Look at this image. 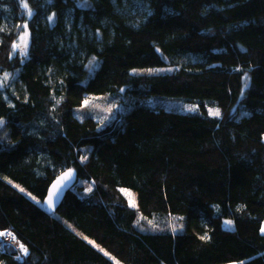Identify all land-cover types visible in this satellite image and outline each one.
<instances>
[{
	"label": "trees",
	"instance_id": "1",
	"mask_svg": "<svg viewBox=\"0 0 264 264\" xmlns=\"http://www.w3.org/2000/svg\"><path fill=\"white\" fill-rule=\"evenodd\" d=\"M90 1L27 0L28 18L0 0V78L12 76L0 85L12 141L0 142V231L29 250L2 246L0 264H264V0ZM161 66L174 70L133 74ZM120 91L198 112L141 105L102 128L74 116L88 95ZM69 168L78 182L48 214ZM140 215L162 230L140 231ZM178 217L182 231L164 228Z\"/></svg>",
	"mask_w": 264,
	"mask_h": 264
},
{
	"label": "rangeland",
	"instance_id": "2",
	"mask_svg": "<svg viewBox=\"0 0 264 264\" xmlns=\"http://www.w3.org/2000/svg\"><path fill=\"white\" fill-rule=\"evenodd\" d=\"M18 2V4L20 5L21 9L25 12L26 16L28 18H30V16H32L33 11L30 8V6L28 5L27 0H16ZM27 4V8L24 7V4ZM79 5L81 6H88L89 4L92 5L90 0H78ZM6 7V6H5ZM6 9V8H5ZM29 11L31 12V15H29ZM51 18V19H50ZM50 20H52L54 18L53 15L50 16ZM22 34L20 36V38L18 39V41L15 43V45H18L19 47H17L14 51L15 54H17L18 56H22L27 57L28 54V49L30 46V32H28L27 27L23 26L22 27ZM25 33H27V36L25 37ZM25 41H26V48H25ZM98 65H100V61L98 58L94 59L91 58L89 60V64L87 67V76L86 79L84 81V83H86L93 75H95L97 68L99 67ZM173 67L171 66H161V68H150V69H134L133 70V74L135 75H150V74H165V73H171L173 71ZM12 76L9 75H5V77H1L0 78V85H4V83H7L10 81ZM88 101L87 104H85V101ZM141 105H147L150 107H154L156 109H163L165 108L166 110L169 111H175V112H179V113H191V114H195L196 112H198V107L197 105H192L190 103H187L186 101H182L176 98L173 99H169L166 97H151V98H144V97H135V96H128L125 93H123V91H120L119 94L117 95H113V94H108V95H88L87 98L83 101V103L81 104V106L77 107V109L74 112V116L77 118H86L88 116H92L94 117L97 122H98V128H102L105 127L106 124H109L110 122L114 121L117 118H120L121 116H125L128 112H130V110H132L135 107L141 106ZM191 109V110H190ZM219 109L218 107H210L209 110L211 111H215ZM220 115H221V111L219 110ZM246 115L245 113H239L238 117H242ZM214 116V115H212ZM217 117V116H214ZM0 142L1 143H12V141L9 138L8 135V130L6 128V124L7 121L2 118L0 119ZM17 185V184H16ZM82 185L86 188V193L90 192V186L87 185L86 182H80L79 186ZM18 186V185H17ZM19 187V186H18ZM20 188V187H19ZM21 189V188H20ZM123 196L126 198V200L128 201L129 204V200H132L135 204V207H131V208H137L138 207V199H137V195L135 192H132L129 189H123ZM130 194V195H128ZM30 196V195H29ZM31 199L32 196H30ZM227 207H224V217H225V221H224V227L228 228V229H232L234 228L233 226V221L231 219V216H229L228 212H227ZM175 218L173 220V223L166 225L164 228L166 230H170L173 233H179V231L183 230V220ZM139 221L140 224L138 225L140 231L142 232H149L150 230L153 232H157L159 230L162 229H155L156 228V223L154 222V220L152 219H144L142 217V215L139 216ZM227 221H231V224L226 223ZM63 222L66 223V221L63 220ZM264 226V224H263ZM264 229V227H263ZM3 233H12L11 231L7 230V231H0ZM262 233L264 234V231H262ZM1 238V237H0ZM87 241H91L90 239L87 238ZM92 242V241H91ZM92 245H94L93 243H90ZM12 246L13 248L16 249V251L18 252V255L20 256L19 258H21L22 260H24L28 254H29V250L27 248V255H25L20 249H18V247L15 246V244L10 243V242H3L0 240V247L2 246ZM115 262H117V260H115ZM119 262V261H118ZM121 264V263H119Z\"/></svg>",
	"mask_w": 264,
	"mask_h": 264
},
{
	"label": "water",
	"instance_id": "3",
	"mask_svg": "<svg viewBox=\"0 0 264 264\" xmlns=\"http://www.w3.org/2000/svg\"><path fill=\"white\" fill-rule=\"evenodd\" d=\"M69 171H71V176L62 181L58 190L56 191V195L54 196V206L52 208H49L46 201L48 200L50 193L53 192V185L56 184L57 181L61 179V177L63 176L64 173L69 172ZM77 182H78V174H77L76 170H74V169L69 168L66 171L59 174L58 177H56L52 181V184L48 188V191H47L48 194L43 201L44 210L48 214L56 212L60 208V205L62 204V201L64 200L66 195L70 192V189H72L77 184Z\"/></svg>",
	"mask_w": 264,
	"mask_h": 264
},
{
	"label": "snow or ice",
	"instance_id": "4",
	"mask_svg": "<svg viewBox=\"0 0 264 264\" xmlns=\"http://www.w3.org/2000/svg\"><path fill=\"white\" fill-rule=\"evenodd\" d=\"M24 7L27 8V4H26V3L24 4ZM29 15H31V12H30V11H29ZM50 19H51V18H50ZM25 27H27V26L25 25ZM26 36H27V33H25V37H26ZM17 47H19V46L14 44V46H13V50L15 51V49H16ZM25 48H26V41H25ZM87 103H88V101L86 100V101H85V104H87ZM190 110H191V109H190ZM210 114H211V115H214V116H219V115H220L219 109H217V110H215V111H211V110H210ZM0 123H2V122H0ZM70 176H71V171L64 173L63 176L61 177V179L58 180L57 183L53 185V192L50 193L49 198H48V200L46 201V203H47V205L49 206V208H52V207L54 206V196L56 195V191L58 190L60 184L62 183V181H63L64 179L69 178ZM122 191H124V190H122ZM128 195H130V194H128ZM129 204H130V206L135 207V204H134V202H133L132 200H129ZM226 223L231 224V221H227ZM261 231H264V229H262ZM4 235H5V233L0 232V237H3ZM9 235H10V234H9ZM201 238H202V239H205V238H207V237L205 236V237H201ZM85 239H86V238H85ZM89 243H93V242L89 241ZM20 248H21L22 252H23L25 255H27V251H28V250L24 247V245L21 244V245H20ZM105 255H108V254L105 253ZM116 264H119V262L117 261ZM241 264H242V262H241Z\"/></svg>",
	"mask_w": 264,
	"mask_h": 264
},
{
	"label": "bare ground",
	"instance_id": "5",
	"mask_svg": "<svg viewBox=\"0 0 264 264\" xmlns=\"http://www.w3.org/2000/svg\"><path fill=\"white\" fill-rule=\"evenodd\" d=\"M10 234V235H9ZM0 240L1 241H3V242H10V243H13V244H15V246L16 247H18V249H20L21 250V248H20V245L22 244L21 242H20V240L17 238V237H15L12 233H5V235L3 236V237H1L0 238ZM23 245V244H22ZM25 247V246H24ZM26 249H27V247H25ZM22 251V250H21Z\"/></svg>",
	"mask_w": 264,
	"mask_h": 264
}]
</instances>
